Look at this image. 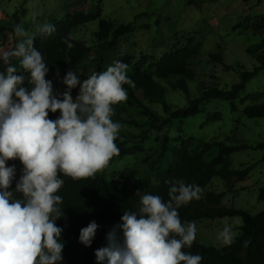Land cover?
Returning <instances> with one entry per match:
<instances>
[{"label":"clouds","instance_id":"9594fccd","mask_svg":"<svg viewBox=\"0 0 264 264\" xmlns=\"http://www.w3.org/2000/svg\"><path fill=\"white\" fill-rule=\"evenodd\" d=\"M54 31L47 21L33 32L17 25L14 47L0 50L6 65L0 71V264H61L63 229L56 224L63 216L60 177H91L119 154L121 124L112 119L114 106L127 100L124 85L135 86L128 66L116 61L83 81L67 72V90L54 96L46 79L49 66L34 46L37 34ZM78 85L73 99L71 90ZM57 112L58 118L49 119V113ZM14 159L22 172L12 189L16 168L6 162ZM202 192L199 185L177 180L171 182L167 201L142 194L138 213L125 211L106 234L107 246L95 250L96 264H201L202 255L184 251L196 239V223L182 222L178 209L201 199ZM97 228L94 221L82 228L79 242L90 247ZM218 238L230 246L236 233L228 225Z\"/></svg>","mask_w":264,"mask_h":264},{"label":"trees","instance_id":"16d2710c","mask_svg":"<svg viewBox=\"0 0 264 264\" xmlns=\"http://www.w3.org/2000/svg\"><path fill=\"white\" fill-rule=\"evenodd\" d=\"M100 12L101 10L98 9L95 12H73L67 15L63 20L55 23V31L51 34H37L34 46L43 54L49 66L46 79L65 75L69 71L83 78L87 73L91 75L94 72L105 71L116 61L126 64L128 68L131 67L127 75L135 86L124 85L127 100L114 106L112 119L121 124L116 140L119 154L113 156L109 162L123 156L143 153V144L148 140L150 133L172 129L176 123H182L184 119L199 114L202 107L211 100L229 102L230 110L235 112L234 102L244 91L246 83L264 69V39H262L259 44L246 49L247 54L260 64L257 68L251 72H241L239 82L228 90L200 86L201 95L189 99L186 83L194 77L191 61L200 50L199 43H188L181 51L163 56L153 65L152 72L132 67L129 57H117L115 51L120 38L134 32L132 24H117L105 20L101 18ZM11 20L13 26L10 31L15 35L14 29L20 21L15 14L11 16ZM96 21L97 29L93 33L92 44L74 39L75 31ZM262 23L264 24V19ZM65 40L73 47L68 48ZM209 58L211 62L219 63L225 70H229L220 55H210ZM5 67L3 60L0 59V71H4ZM172 79L173 82H170ZM170 92H178L186 96L187 105L177 107L169 103L166 97ZM261 98L262 95L259 93L251 94L242 98L240 102L255 103ZM125 105L135 106L139 112L132 114ZM154 106H157V109ZM242 113L249 119L263 118L264 103L248 105L243 108ZM58 116L59 112L49 113V119L54 120ZM125 127L138 129L140 133L128 138V134L123 132ZM182 133V128H179V135L173 140L168 138L167 133L162 134L156 141L153 152L143 159V164L155 178L156 185H152L146 178L134 180L136 172L131 169H125L116 180L111 182L97 173L81 179L60 177L64 180V184L57 195L63 198V204L60 205L63 216L56 221V224L63 229L60 238L64 242L61 264H96L95 250L107 246L106 234L113 225L120 222L122 214L125 211L138 213L142 194L159 195L167 201L171 182L177 180L199 185L203 189L201 199L193 200L178 209L182 222L232 217H238L242 222L238 227L240 234L232 245L219 248L204 247L194 241L191 247L185 248L184 251L202 255L201 264H264V211L251 215L243 210L227 208L222 205L224 197L222 193L206 190L213 178H220L229 187L245 180L251 167L233 170L230 167V156L248 149L264 151V144L226 145L221 141L197 144L193 137L185 138ZM231 139L233 138H226V140ZM13 165L16 168V175L12 189L15 188L22 172V165L18 159L6 162V166ZM257 199L264 201V188L259 189ZM93 221L98 228L91 246L85 247L79 242V232ZM245 241L250 243L245 246Z\"/></svg>","mask_w":264,"mask_h":264},{"label":"rangeland","instance_id":"374dc122","mask_svg":"<svg viewBox=\"0 0 264 264\" xmlns=\"http://www.w3.org/2000/svg\"><path fill=\"white\" fill-rule=\"evenodd\" d=\"M98 9L105 20L132 24L134 32L120 38L115 47L116 56L129 57L132 67L152 72L153 65L163 56L181 51L188 43H199L200 50L191 61L194 77L186 83L189 99L201 95L200 86L228 90L239 82L241 72H251L260 65L247 54L246 49L264 39V0H0V50L13 48L18 40L10 31L13 26L11 16L14 14L20 21L19 25L33 32L38 23L47 21L55 25L73 12H95ZM33 13L37 14L35 19ZM96 29L97 21L79 28L73 37L92 44ZM210 55H220L229 70L211 62ZM12 63L19 68L18 60L13 59ZM130 70L131 67L128 68ZM65 75L47 79L51 81L56 97L67 90L63 83ZM89 76L87 73L83 78L78 77L83 81ZM78 92L79 85L71 90L73 99ZM257 93L262 95L257 102H240L242 98ZM166 100L177 107H184L188 103V98L178 92L168 93ZM262 103L264 69L246 83L244 91L234 102L235 112L230 110L229 102L211 100L199 114L176 123L172 129L150 133L143 144V153L108 162L96 173L111 182L125 169H131L136 172L134 180L146 178L156 185L143 159L153 152L162 134L167 133L168 138L173 140L178 137L179 128H182L183 137H193L197 144L211 141H221L226 145L264 144V117L249 119L242 113L244 107ZM125 108L132 114L139 112L135 106L125 105ZM154 108L157 109V106ZM123 132L130 138L131 135H138L140 130L125 127ZM229 161L233 170L251 167L245 180L229 187L220 178H213L206 190L222 193V205L227 208L243 210L251 215L264 211V201L257 199L259 189L264 188V151H238L230 156ZM194 222L197 226L195 242L215 248L224 246L218 236L225 226L230 225L238 237V227L242 224L238 217Z\"/></svg>","mask_w":264,"mask_h":264}]
</instances>
